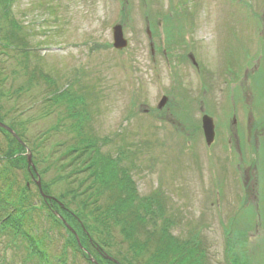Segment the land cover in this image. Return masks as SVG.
<instances>
[{
  "label": "rangeland",
  "instance_id": "374dc122",
  "mask_svg": "<svg viewBox=\"0 0 264 264\" xmlns=\"http://www.w3.org/2000/svg\"><path fill=\"white\" fill-rule=\"evenodd\" d=\"M8 8L4 25L12 29L14 18L22 24L24 43L34 51L25 59L29 65L25 71L37 67L55 78L60 89L72 82L74 92L87 95L91 117L83 130L100 138L103 156L116 157L124 167L137 194L127 185L129 205L146 215L138 201L159 195L153 212L176 219L170 228L173 235L189 239L195 234L200 240L196 264H230L232 257L238 264H264V0H12ZM117 22L129 41L123 50L113 46L112 27ZM191 51L197 68L188 57ZM254 52L258 56H252ZM9 53L0 55V67L9 76L6 87L18 72L12 65L21 68L16 67V52ZM241 62L248 63L246 71L237 68ZM18 73L15 87L29 79L24 70ZM200 75L206 92H201ZM39 79L40 85L22 99L20 110L32 142H39L59 123L58 112L44 114L47 97L40 96V89L46 85L44 78ZM164 93L168 99L157 109ZM204 113L216 125L210 146L201 127ZM67 122L72 125L73 119ZM62 128L49 131V140L40 146L42 153L69 140ZM8 140L0 130V143L4 146ZM29 149L13 157L22 168H12L5 176L0 158V188H6L5 179L13 186L11 213L23 208L15 194L28 178L36 203L29 216L20 218L19 233L1 230L0 221V264H36L37 258L30 262L24 248V235L33 232L46 264H90L73 244L78 237L82 245L79 225L66 217L70 224L63 222L65 215L53 204L57 198L51 195L62 191L43 190L51 198L49 206L41 207L38 187L23 169L35 172ZM55 177L51 170L44 179L50 183ZM36 178L42 186L41 178ZM23 206L28 209L26 201ZM155 218L163 222L164 217ZM149 223L150 228L155 224ZM227 233L231 250L225 254ZM13 239L17 248L7 245ZM100 258L92 259L104 264Z\"/></svg>",
  "mask_w": 264,
  "mask_h": 264
},
{
  "label": "trees",
  "instance_id": "16d2710c",
  "mask_svg": "<svg viewBox=\"0 0 264 264\" xmlns=\"http://www.w3.org/2000/svg\"><path fill=\"white\" fill-rule=\"evenodd\" d=\"M9 2L11 5L12 0H3V3L1 1L5 17L3 14L1 15L0 11V55L2 56L3 53L6 55L11 50L15 51V60L18 62L16 67L21 68H15L13 64L12 69L14 68L18 72L21 69L24 70V74H29V79L26 84L15 87V83H18L19 73H14L10 87H6L9 76L4 75L5 73L0 67V121L8 124L22 140L20 141L11 132L0 127V130L5 132L9 139L4 146L0 143V158L4 160L5 164L2 175L5 176V173L12 168H22L18 162L13 161V157L26 151L29 146L31 148L29 150L34 153L33 162L36 171L32 174L25 166L27 168V172L23 168L25 175L31 177L37 187L36 177L38 175L45 193H54L52 189L56 187L62 191L58 196L51 195L57 198L53 204L56 208L60 207L65 215L62 216L68 224L70 223L66 218L74 222V225H79V230L82 232L80 239L86 249L78 243L75 235L76 241L73 244L76 248L75 251L82 254L90 264H98L96 260L95 262L92 259L93 256L95 259L101 257L100 260L104 264H196L195 255L197 253L195 251L197 250L196 246L200 245V240L194 238L195 234L189 239L173 235L170 228L174 223L177 224L176 219L173 216L167 218L166 213L153 212V204L156 207L160 204L159 195L154 194L144 201H138V207H143L146 215L140 214L137 209L129 205L127 185L129 187L131 182L130 178L124 174V167L120 165V161L116 157L103 156L98 147L100 138L89 135L83 130L91 117L86 103L87 95L74 92L72 82H68L69 85L64 86L63 90L60 89L55 78L37 67L32 72H29L28 69L25 71V67L29 66L25 59L34 51L27 47L26 42L24 43L26 34L22 30V24H19L14 18L12 29L4 25L7 21V14L10 15L11 12V9L8 8ZM39 78H44L46 85L45 88L40 89V96L45 94L47 97H45L47 101L44 100L46 102L45 116L52 111L58 112L59 115V123L52 127L54 129L52 131L59 132L57 130L63 127L61 131L66 129L69 136V140H61L56 143L52 147V152L46 150L44 153L40 150L41 143L49 140L46 137L52 131H46V136L44 135L43 139L41 137L39 142H32L27 133L29 126L20 113L21 107H23L22 99L33 92L31 91L34 89L33 87L40 85ZM54 86L56 87L53 89ZM32 97H36V94ZM70 118L73 119L72 125L67 122V119ZM67 125L68 129H71L70 131L67 129ZM51 170L56 173V177L48 183L44 178ZM5 181L6 188H0V221L3 223L1 230L10 229L12 232L19 233L21 230L20 218L23 219L26 214L29 216V209L36 208V203L32 202V195L29 193L30 179L28 178L27 183L15 194L20 196L19 207H23L19 208V213L15 215L9 209V201L13 198L11 195L13 193L12 182L7 179ZM130 188L131 193L137 195L135 188L131 186ZM37 191L43 201L40 204L41 207L49 206L50 199L44 198L39 188ZM25 201L28 209L23 206ZM61 203L64 204V207ZM160 209L161 207L159 211H161ZM52 216L61 223L57 216ZM155 217H164L163 222L160 218ZM27 220L30 221L29 217ZM150 221L155 222L151 228ZM30 234L29 237L23 234L27 241V245H24L26 258L32 263H34V258H37L36 264H46V260L41 257L44 251L41 250L39 255L36 249V241L33 238L35 232ZM227 234L225 254L231 250V248L229 250L231 233ZM18 236L16 235V237ZM83 242L86 244L84 245ZM19 249L21 248L19 247ZM202 257L204 258V254H201L200 258L203 259ZM230 264H238L235 257L231 258Z\"/></svg>",
  "mask_w": 264,
  "mask_h": 264
},
{
  "label": "water",
  "instance_id": "95a60500",
  "mask_svg": "<svg viewBox=\"0 0 264 264\" xmlns=\"http://www.w3.org/2000/svg\"><path fill=\"white\" fill-rule=\"evenodd\" d=\"M149 34H150V31H149ZM113 38H114V47L115 48L123 49V48L127 47L128 40L125 38L123 30H122L120 25L115 27ZM165 102H166V98L163 99L161 106H163L165 104ZM0 127L7 129L15 137L18 138V136L15 133V131L12 128L8 127L6 124L2 123L1 121H0ZM202 128H203V131H204V135H205V139H206L207 144L211 145L214 142L215 134H216L215 133V123H214V120H213V118L211 116H209L207 114H205L203 116ZM29 163L30 164L32 163L31 155H29ZM33 170L36 171V167L35 166L33 167ZM37 184H38V187H39L40 192L42 193L43 197L50 199L51 198L50 196H47V195L44 194L42 186H41V182H40L39 179H37ZM64 222L66 223V221H64ZM77 239H78V237H77ZM78 243L80 244V241Z\"/></svg>",
  "mask_w": 264,
  "mask_h": 264
},
{
  "label": "bare ground",
  "instance_id": "6f19581e",
  "mask_svg": "<svg viewBox=\"0 0 264 264\" xmlns=\"http://www.w3.org/2000/svg\"><path fill=\"white\" fill-rule=\"evenodd\" d=\"M238 215V214H237Z\"/></svg>",
  "mask_w": 264,
  "mask_h": 264
}]
</instances>
